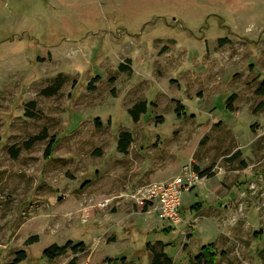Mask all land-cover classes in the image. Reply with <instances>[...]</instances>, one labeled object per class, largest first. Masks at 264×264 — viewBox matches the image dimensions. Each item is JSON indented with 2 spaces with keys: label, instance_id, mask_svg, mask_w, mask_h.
Instances as JSON below:
<instances>
[{
  "label": "rangeland",
  "instance_id": "374dc122",
  "mask_svg": "<svg viewBox=\"0 0 264 264\" xmlns=\"http://www.w3.org/2000/svg\"><path fill=\"white\" fill-rule=\"evenodd\" d=\"M263 84L264 0H0V264H151L148 240L174 264L209 242L224 251L214 264H264ZM44 128L57 139L50 158L48 138L24 147ZM185 166L214 172L182 196L203 208L149 236L147 220H162L136 212ZM112 225L116 241L93 240ZM68 239L86 250L43 256Z\"/></svg>",
  "mask_w": 264,
  "mask_h": 264
},
{
  "label": "trees",
  "instance_id": "16d2710c",
  "mask_svg": "<svg viewBox=\"0 0 264 264\" xmlns=\"http://www.w3.org/2000/svg\"><path fill=\"white\" fill-rule=\"evenodd\" d=\"M227 41V38L224 37L221 39L220 43H224ZM119 69H121L122 71L125 70H129V66L128 64H120L119 65ZM100 79L99 75H95L91 80H89L87 82V88L92 90L95 89V82L98 81ZM55 88H51V86L45 88V90H43V92L46 95H52L55 93ZM260 92H264V84L260 87ZM236 99V95L232 94L231 96L228 97L227 101H226V109L229 111H233L234 110V106L233 103ZM28 105L33 109L36 107V103L35 101H29ZM148 110V102L147 100H143L141 102H138L136 104H134L132 106V108H130L129 112L131 114L132 119L137 122L140 119V115L141 114H146ZM177 113L179 114V109L177 108ZM25 115L26 116H30L33 117L35 116L34 112L31 110L29 111L28 108H26L25 111ZM98 119V118H97ZM96 119V124L97 126H100V122L99 120ZM159 122H162V118L158 119ZM122 136L119 138V140L117 141V146L118 149L125 153L127 152V149L131 143V134L128 131H123ZM49 139L48 144L46 145L45 149H44V157L45 158H50L51 153L54 149V146L57 143V139L54 137V135H49L47 128H44L41 132H39L38 134H35L33 136H31L29 139H27L24 142V147L25 148H30L36 141L39 140H43V139ZM10 155H12L13 157H17L20 153L21 148L17 147L15 144L11 145L8 148ZM198 172L200 177H212L214 175V172L211 171V168H207L204 170H200L197 166L194 167ZM204 206V202L202 201H197L194 202L192 204L189 205V207L187 209H183L184 214L186 213L185 210L189 211V213L192 212H198L202 209V207ZM148 206H144L142 208V211H147ZM166 230V229H165ZM164 230V231H165ZM172 228L171 227H167V231H171ZM40 241V236L38 234H32L30 236H28L25 240V243L27 245L29 244H33L36 242ZM150 244L148 243L147 246H149ZM68 248H70L74 253H78V252H84L87 248V245L85 244L84 241H80L78 243L74 242L73 240L69 239L67 240L64 244H59L57 242H53L51 244H49L48 246H46L43 251L42 254L45 258L49 259V260H53L56 257L64 254ZM151 251L153 253V257H152V261L151 264H174L173 258L168 256L164 251H154L151 248ZM224 254V251L222 252H218L216 245L214 242H209L207 244H204L200 247L199 251L193 255V257L191 258V262L190 264H203V263H207V264H214L215 262L218 261V258H220L221 255ZM26 251L21 249L20 251L17 252V256L14 259V263H19L23 260L26 259ZM127 259L126 256H121V254H119L116 257H110V258H106L105 263L107 264H118L120 262H125ZM67 264H77L76 263V257L71 258Z\"/></svg>",
  "mask_w": 264,
  "mask_h": 264
},
{
  "label": "built area",
  "instance_id": "2783aa9c",
  "mask_svg": "<svg viewBox=\"0 0 264 264\" xmlns=\"http://www.w3.org/2000/svg\"><path fill=\"white\" fill-rule=\"evenodd\" d=\"M201 179L195 168L185 166L184 175H178L168 182L151 185L145 203L158 218L165 220L170 226H178L183 221V193L191 190Z\"/></svg>",
  "mask_w": 264,
  "mask_h": 264
},
{
  "label": "crops",
  "instance_id": "0c3cea01",
  "mask_svg": "<svg viewBox=\"0 0 264 264\" xmlns=\"http://www.w3.org/2000/svg\"><path fill=\"white\" fill-rule=\"evenodd\" d=\"M192 190V189H191ZM192 204V203H191ZM147 206H148V208H149V205L147 204ZM184 208H186V206H183L182 205V209H184ZM203 208V207H202ZM150 211V209H147V211H138V212H136V213H144V214H147V215H153V214H151V211ZM186 211V213L184 214V212H183V210H182V215H183V221H184V219L187 217V220H188V222L189 221H191L192 219H193V216L195 215V213L196 212H192V213H189V211H187V210H185ZM201 211V210H200ZM200 211H198V212H200ZM189 213V214H188ZM157 217V216H156ZM157 219H160V218H158L157 217ZM160 220H162V219H160ZM205 220H206V218L203 220L204 222H205ZM182 221V222H183ZM149 221L147 220V234H148V232L150 231V232H157V233H159L160 231H162V232H165V235L166 236H168V235H170L172 232H174L175 230H174V228L176 229L177 228V226H170L169 224H168V222H166L165 220H162V221H160V223L157 221V220H152V221H150L149 223H148ZM187 222V223H188ZM200 222H201V220H200ZM203 222V223H204ZM202 222H201V224H203ZM113 227H114V225H112V226H109V228H110V230H108V231H103V232H101V234L100 235H98V236H96V237H94L93 238V240H95L96 239V242L97 243H102V242H111V241H116L117 240V233H116V231H114L113 230ZM167 227H171L172 228V230L171 231H167ZM123 228V226H121L120 227V229H122ZM166 229V230H165ZM149 230V231H148ZM165 230V231H164ZM105 232V233H104ZM149 235V234H148ZM150 236V235H149ZM206 237V236H205ZM149 238V237H148ZM69 240V239H68ZM72 240V239H71ZM167 240H169L168 238H167ZM75 242V241H74ZM155 241L154 240H148L147 241V243H146V245H145V247L147 246V244L148 243H151V246H152V244L154 243ZM163 242H165L164 240H161V243L163 244ZM165 243H167V241L165 242ZM164 245V244H163ZM150 245H149V248H152ZM154 250V249H153ZM164 250V249H163ZM163 250H161V251H163ZM155 251V250H154ZM156 251H158V250H156ZM152 252V251H151ZM166 254H167V251H164ZM153 254V253H152ZM168 255V254H167ZM118 256V255H117ZM169 256V255H168ZM152 257H153V255H152ZM171 257V256H170ZM173 258V257H172ZM218 260H219V258H218ZM151 261H152V258H151ZM173 261H174V259H173Z\"/></svg>",
  "mask_w": 264,
  "mask_h": 264
}]
</instances>
